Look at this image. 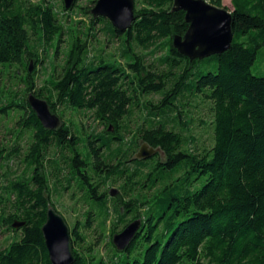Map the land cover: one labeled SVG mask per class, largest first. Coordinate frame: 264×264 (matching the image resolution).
<instances>
[{"label": "trees", "instance_id": "trees-1", "mask_svg": "<svg viewBox=\"0 0 264 264\" xmlns=\"http://www.w3.org/2000/svg\"><path fill=\"white\" fill-rule=\"evenodd\" d=\"M56 1L59 10L50 0H0V121L15 136L0 148V226L16 234L0 264H51L41 228L68 189L86 206L70 229L72 264H104L83 233L90 223L107 234L111 264H264V77L250 71L264 47V0H230L229 49L192 61L172 47L188 29L173 0H134L124 33L78 0L68 11ZM97 24L106 43L118 42V59L94 49ZM29 94L59 117L56 130L40 125ZM194 100L211 115L212 147L201 152L183 135ZM65 108L101 131L65 121ZM144 143L158 151L136 160ZM136 219L140 231L117 251L112 237Z\"/></svg>", "mask_w": 264, "mask_h": 264}, {"label": "water", "instance_id": "water-1", "mask_svg": "<svg viewBox=\"0 0 264 264\" xmlns=\"http://www.w3.org/2000/svg\"><path fill=\"white\" fill-rule=\"evenodd\" d=\"M77 0H63L66 11L70 10ZM173 11H182L188 29L183 37L172 40L176 52L189 60H203L227 51L232 41L231 13L224 8L214 7L204 0H173ZM93 18H104L113 29L124 33L135 20L134 0H96L90 9ZM30 109L34 112L40 125L49 131L60 126V119L49 110L46 101L29 94L27 98ZM158 149L142 144L135 154L136 160L153 157ZM116 190L110 191L115 196ZM24 223L12 224L13 229H20ZM141 219L130 222L121 232L112 237V244L117 251H124L140 231ZM44 244L51 264H72L74 257L70 240V229L63 217L49 206L46 221L41 228Z\"/></svg>", "mask_w": 264, "mask_h": 264}, {"label": "rangeland", "instance_id": "rangeland-1", "mask_svg": "<svg viewBox=\"0 0 264 264\" xmlns=\"http://www.w3.org/2000/svg\"><path fill=\"white\" fill-rule=\"evenodd\" d=\"M55 7L59 10L60 2L56 0H50ZM94 0H78L76 2V5L85 7L88 6L90 10L94 4H88V2H91ZM222 6L226 7L227 11L230 12L232 10L230 5V0H222ZM83 19L81 17L77 18ZM99 28H101V25L95 26L96 34V41L94 45V49L97 51L102 50V54L104 56L107 55H114L116 59L119 58L120 55V48L118 46V42L114 41L113 43H105V37L98 32ZM63 46V45H62ZM96 54L95 52H92V55ZM48 65V63H46ZM46 67V66H45ZM251 74L253 76L257 77H264V47L258 49L256 59L253 62L251 66ZM39 75L40 79L38 82V85H40L41 80L43 79L42 76V69H39ZM149 98H153L154 100L157 99V96H151ZM190 106L186 108V117L183 119V123L188 125L187 129H183V135H188L187 132H190V134L196 138V146L195 148L197 151L201 152L203 150H208L212 147V130L210 128V121H211V115L209 112V106L201 101L194 100L189 102ZM64 120L65 121H73L74 123L82 122L86 123V125H90V129L95 130L96 132H100L102 129V126L92 121L90 116L87 114L85 117H82V115H78L76 112L70 110V109H63L62 110ZM11 130H13L12 124H7L5 122L0 121V148L4 145H12L14 142V133L10 134ZM189 148L190 145H189ZM194 148V147H193ZM164 157H160V161H163ZM12 165L13 171L16 170L18 173L21 172L22 166L18 164V160H15L13 163H10ZM109 186V185H108ZM112 188H117L116 186ZM71 190H67L64 193L54 197L51 201L56 208V211L58 214H60L64 221L66 222L69 229H72L77 221H82V214L86 210V206H84L80 201V196L75 195L74 199L72 200L71 197ZM126 219H129V216L127 215ZM117 220L114 216H112L108 220V225L106 228V231H108V228L115 224ZM121 228V225L119 224L116 228V231H119ZM94 225L93 223H90V229L83 232L85 233V237L88 242H91L94 248V251H96L102 258L104 264H111L113 261L110 260V257L112 253L110 252V245L109 241L106 235H98L96 232H93ZM157 231L156 233H159ZM16 238V234H13L11 232H7L4 227L0 226V249H3L7 246L10 242H12Z\"/></svg>", "mask_w": 264, "mask_h": 264}, {"label": "flooded vegetation", "instance_id": "flooded-vegetation-1", "mask_svg": "<svg viewBox=\"0 0 264 264\" xmlns=\"http://www.w3.org/2000/svg\"><path fill=\"white\" fill-rule=\"evenodd\" d=\"M105 43H106V40H105ZM159 156L161 157V156H163V155L159 152ZM74 184H76V182L73 180L69 188L73 187ZM68 190H69V189H68Z\"/></svg>", "mask_w": 264, "mask_h": 264}]
</instances>
